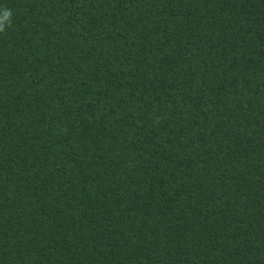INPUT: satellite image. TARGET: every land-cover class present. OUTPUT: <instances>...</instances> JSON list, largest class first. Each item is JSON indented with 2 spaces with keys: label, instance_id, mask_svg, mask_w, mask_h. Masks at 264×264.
<instances>
[{
  "label": "trees",
  "instance_id": "trees-1",
  "mask_svg": "<svg viewBox=\"0 0 264 264\" xmlns=\"http://www.w3.org/2000/svg\"><path fill=\"white\" fill-rule=\"evenodd\" d=\"M0 264H264V0H0Z\"/></svg>",
  "mask_w": 264,
  "mask_h": 264
},
{
  "label": "clouds",
  "instance_id": "clouds-1",
  "mask_svg": "<svg viewBox=\"0 0 264 264\" xmlns=\"http://www.w3.org/2000/svg\"><path fill=\"white\" fill-rule=\"evenodd\" d=\"M12 10L10 8H5L0 15V31H6V28L11 23Z\"/></svg>",
  "mask_w": 264,
  "mask_h": 264
}]
</instances>
